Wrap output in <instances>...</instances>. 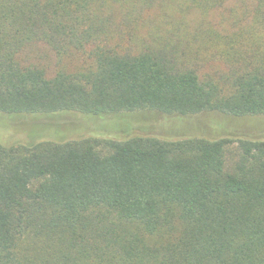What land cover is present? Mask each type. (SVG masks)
Returning a JSON list of instances; mask_svg holds the SVG:
<instances>
[{
    "label": "trees",
    "instance_id": "1",
    "mask_svg": "<svg viewBox=\"0 0 264 264\" xmlns=\"http://www.w3.org/2000/svg\"><path fill=\"white\" fill-rule=\"evenodd\" d=\"M225 2L0 0V114L264 115V0L186 21ZM38 42L91 61L48 76L17 58ZM0 264H264V140L0 143Z\"/></svg>",
    "mask_w": 264,
    "mask_h": 264
},
{
    "label": "rangeland",
    "instance_id": "2",
    "mask_svg": "<svg viewBox=\"0 0 264 264\" xmlns=\"http://www.w3.org/2000/svg\"><path fill=\"white\" fill-rule=\"evenodd\" d=\"M254 0H226L223 7L208 13L204 19L197 11L186 16L188 24L231 28L245 21ZM159 11H146L153 19ZM149 24V23H148ZM151 26V24H150ZM22 64H34L45 69L48 76L57 70L76 71L87 66V55L76 54L58 57L42 42L28 45L17 56ZM221 63L211 61L200 69V75L214 70H224ZM211 70V71H210ZM134 136L177 140L188 137L209 139L239 137L264 140V115L232 117L217 112H202L186 118H178L154 110H138L117 114L86 115L78 112H60L51 115H26L10 117L0 114V143L29 144L40 141L65 142L86 138L125 140ZM237 143L227 146V158H236Z\"/></svg>",
    "mask_w": 264,
    "mask_h": 264
}]
</instances>
